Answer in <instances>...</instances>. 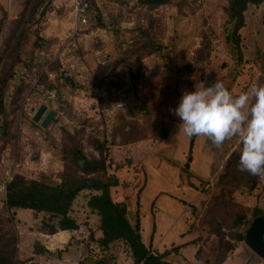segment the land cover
Listing matches in <instances>:
<instances>
[{
  "label": "rangeland",
  "instance_id": "rangeland-1",
  "mask_svg": "<svg viewBox=\"0 0 264 264\" xmlns=\"http://www.w3.org/2000/svg\"><path fill=\"white\" fill-rule=\"evenodd\" d=\"M164 1L150 7L146 3L156 0H92L90 24L81 26L72 18V0H0V82L15 64L4 87L7 122L0 117V214L6 185L17 175L58 185L72 171L75 152L97 158L100 142L110 146L116 166L124 165L113 199L127 205L133 226L140 204L147 246L154 226L156 253L199 239L167 258L170 264H216L220 238L231 244L236 233L246 238L256 218L264 217V176L254 190L233 195L219 184L228 160L239 153L237 141L217 148L200 136L191 146L190 138L175 137L180 121L170 111L184 91L201 83L221 81L236 95L264 85V3L246 13L240 56L230 38L229 0ZM19 40V59H13ZM90 196L84 192L74 203L75 232L50 235L43 231L54 223L47 214L16 212L18 264L87 262L90 234L99 227ZM242 214L246 222L237 227ZM37 244L48 253L37 254ZM237 249L230 264L261 259L245 241ZM105 255L110 264H133L124 243Z\"/></svg>",
  "mask_w": 264,
  "mask_h": 264
},
{
  "label": "trees",
  "instance_id": "trees-1",
  "mask_svg": "<svg viewBox=\"0 0 264 264\" xmlns=\"http://www.w3.org/2000/svg\"><path fill=\"white\" fill-rule=\"evenodd\" d=\"M156 4L146 3L150 7L160 6L166 1L156 0ZM264 0H229L227 14L233 25L231 41L241 52V31L245 28L246 13L251 7H259ZM4 20L0 21V31L3 28ZM21 41H18L16 50L13 53V59H19V49ZM5 57H0V66ZM15 64L11 65L9 72L0 82V117H3L4 123L7 122L8 115L4 108V87L13 80V71ZM4 130V129H3ZM197 137L190 138L191 146L194 145ZM99 151L97 158H89L80 151L75 152V163L73 162L72 171H67L62 175L61 182L58 185L45 183L41 180H27L25 177L17 175L6 185V201L0 214V264H18L17 244L18 234L15 226L17 220L14 215L16 212H34L36 214H47L49 223L52 225H43V231L49 229L50 235H56L62 232H75L80 229L78 221L71 216L74 203L84 192L91 194L88 201V208L98 216L99 227L91 232L90 242L95 247L91 248V256L87 262L81 264H110V258L105 255L116 243H124L129 250L133 264H170L165 261L172 255L181 254L185 248L197 246L199 239H194L187 243L175 245L172 249L164 253H156L152 249V243L156 227L153 228L150 246H147L141 236L140 222V204L137 207L138 220L135 226L128 218V207L125 203L115 202L113 199V189L119 187L120 181L117 173L124 169V165L116 166L112 160L111 148L107 143H96ZM239 153H234L228 160L224 174L220 177L219 184L224 190L227 186L233 195L237 190L246 188L254 190L262 176H253L247 172L238 169ZM192 158L189 157L185 169L189 168ZM103 175L105 178H103ZM231 199L227 200L230 204ZM237 206V205H234ZM237 208L243 210V208ZM6 213L8 216H6ZM246 215H239L235 221L237 227H241L246 222ZM246 240L245 236L236 233L234 243H229L225 238H220L219 250L220 257L216 264H225L228 256L237 250V244ZM36 245L37 254L48 253ZM95 252V253H94ZM199 250L197 254H199ZM102 254L103 256H101Z\"/></svg>",
  "mask_w": 264,
  "mask_h": 264
},
{
  "label": "clouds",
  "instance_id": "clouds-1",
  "mask_svg": "<svg viewBox=\"0 0 264 264\" xmlns=\"http://www.w3.org/2000/svg\"><path fill=\"white\" fill-rule=\"evenodd\" d=\"M170 111L180 121L175 137L203 136L217 148L235 139L238 169L264 176V85L253 84L236 95L221 81L201 83L184 91Z\"/></svg>",
  "mask_w": 264,
  "mask_h": 264
},
{
  "label": "water",
  "instance_id": "water-1",
  "mask_svg": "<svg viewBox=\"0 0 264 264\" xmlns=\"http://www.w3.org/2000/svg\"><path fill=\"white\" fill-rule=\"evenodd\" d=\"M45 109L39 111L35 117L37 122L41 116L44 114ZM53 115L50 114L42 127L46 128L47 125L51 122ZM246 245L248 248L255 253L258 257L264 260V217H257L256 220L251 225L250 229L246 234Z\"/></svg>",
  "mask_w": 264,
  "mask_h": 264
},
{
  "label": "built area",
  "instance_id": "built-area-1",
  "mask_svg": "<svg viewBox=\"0 0 264 264\" xmlns=\"http://www.w3.org/2000/svg\"><path fill=\"white\" fill-rule=\"evenodd\" d=\"M92 0H72V18L81 26L90 24V9Z\"/></svg>",
  "mask_w": 264,
  "mask_h": 264
},
{
  "label": "crops",
  "instance_id": "crops-1",
  "mask_svg": "<svg viewBox=\"0 0 264 264\" xmlns=\"http://www.w3.org/2000/svg\"><path fill=\"white\" fill-rule=\"evenodd\" d=\"M240 252V250H236L235 251V255H237L238 253ZM258 257V256H257ZM251 258V257H249ZM260 258V257H259ZM232 261L229 259V261L225 262V264H230ZM236 263H237V260H236ZM253 263L254 264H264V260L263 259H254L253 260Z\"/></svg>",
  "mask_w": 264,
  "mask_h": 264
}]
</instances>
